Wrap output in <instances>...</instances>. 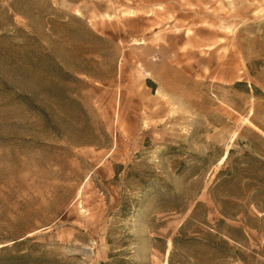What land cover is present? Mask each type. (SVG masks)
<instances>
[{
  "label": "rangeland",
  "instance_id": "1",
  "mask_svg": "<svg viewBox=\"0 0 264 264\" xmlns=\"http://www.w3.org/2000/svg\"><path fill=\"white\" fill-rule=\"evenodd\" d=\"M197 204L173 264H264V0H0V264H168Z\"/></svg>",
  "mask_w": 264,
  "mask_h": 264
},
{
  "label": "trees",
  "instance_id": "2",
  "mask_svg": "<svg viewBox=\"0 0 264 264\" xmlns=\"http://www.w3.org/2000/svg\"><path fill=\"white\" fill-rule=\"evenodd\" d=\"M200 204H197L194 208V210L192 211V214L190 215L189 219L186 220V222L184 224L181 225V227L179 228L177 234L175 237H173L172 239V245L173 248L169 254V261L168 264H173V256L175 255V251L179 248H185V246H187L188 243H199V238L197 237H190L187 234V230L189 228V226L192 224V219H195V217L197 216V210ZM212 234H208V244L210 246H214L215 242H214V238L215 236H211ZM211 237V238H210ZM230 239L235 240V237H233L232 235L228 236ZM223 243H226V241H223Z\"/></svg>",
  "mask_w": 264,
  "mask_h": 264
},
{
  "label": "bare ground",
  "instance_id": "3",
  "mask_svg": "<svg viewBox=\"0 0 264 264\" xmlns=\"http://www.w3.org/2000/svg\"><path fill=\"white\" fill-rule=\"evenodd\" d=\"M224 158H225V155L222 157V160H223ZM168 245L171 246V242H170V241H168ZM166 251H167V250H166ZM168 252H169V251L166 252V254H165L166 256H167ZM164 264H167V259H166V261H165Z\"/></svg>",
  "mask_w": 264,
  "mask_h": 264
}]
</instances>
